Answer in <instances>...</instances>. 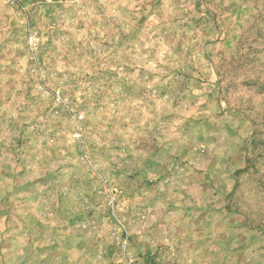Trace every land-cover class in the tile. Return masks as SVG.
Segmentation results:
<instances>
[{
    "label": "rangeland",
    "instance_id": "1",
    "mask_svg": "<svg viewBox=\"0 0 264 264\" xmlns=\"http://www.w3.org/2000/svg\"><path fill=\"white\" fill-rule=\"evenodd\" d=\"M0 264H264V0H0Z\"/></svg>",
    "mask_w": 264,
    "mask_h": 264
}]
</instances>
